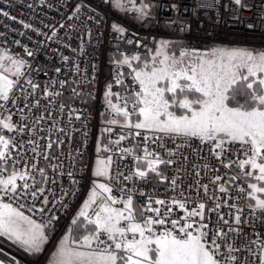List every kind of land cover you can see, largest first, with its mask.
Instances as JSON below:
<instances>
[{"label":"snow or ice","instance_id":"obj_1","mask_svg":"<svg viewBox=\"0 0 264 264\" xmlns=\"http://www.w3.org/2000/svg\"><path fill=\"white\" fill-rule=\"evenodd\" d=\"M234 2L239 5L241 0ZM146 8L147 5H144L138 9L140 18L147 15ZM3 15L7 16L8 13L4 12ZM112 27L119 33L125 31L115 23ZM168 44V41H161L156 55L150 63H144L143 67L132 68L131 61H139V55L130 58L125 56L117 62V67L128 65L132 68L133 81L138 84V90L134 89L127 95H122L112 92V84L107 85L105 101L108 114L114 118L107 121L109 126L103 131L112 133L115 126L120 128L121 134L115 140L110 139L108 144L98 141L93 170V176L97 179L93 180L87 198L72 220V225L77 229L83 224L85 228L90 226L91 231L77 240L70 235L74 231L70 228L69 235L59 241L48 264H221L216 259L220 248L217 238L225 239L229 233L238 235L239 230L232 228L229 220L225 219L220 211L221 198L215 194L211 197L214 203L208 209V214L203 202L198 207H190L194 200L200 198L201 189L205 197L209 192V184H200V172L195 165V175L190 176L196 187L195 197L182 195L181 199L173 197L168 201L148 195L145 204L134 202L137 182L146 184L151 181L159 184L170 180L169 187L173 191L180 186L177 184L178 180L181 185L184 182L179 175L169 178L161 171V166L176 163L171 158L176 154L174 151L167 150L169 158L165 159L157 150L165 148L163 142L157 143L162 137L145 134L142 144L137 143L128 148L119 147L129 137L141 136L140 130L145 133H160L166 137H180L185 143L198 140L201 145H211L208 149L210 156L225 168L235 167L240 171L236 175L228 176L224 183H221L223 177L220 175L208 177L209 182L216 184L218 191L227 195V184L236 180H254L255 182L247 183V192L245 187L238 186L237 190L239 193L246 192L247 197L254 200V209L264 210V198L257 195L264 193V51L221 48L214 49L207 55L198 50H181L179 55H169L164 51ZM28 55L31 56L32 53L28 52ZM5 59L10 62L8 66L3 63ZM24 64L23 60L0 56V101L18 106V81L10 79L9 74L21 76ZM241 69H246L247 74ZM55 71L59 73L60 69ZM122 75L120 72L115 73L116 85L124 86ZM65 83L66 81L51 80L45 87L44 98L48 99L49 105L61 94L49 89L56 84L63 88ZM28 84L32 91L22 97L25 107H28L29 96L38 87L31 81ZM73 91L77 96L80 95ZM39 104L37 99L32 107H39ZM177 110L181 114L178 115ZM4 111H7L5 105L0 104V237H6L26 253H40L49 239L46 229L55 217L38 222L20 210L23 205L14 207L12 203L4 202L3 198L11 200L20 197L22 191L27 190L23 192L24 196L30 195L34 201L38 200L46 191H51V188L38 185H54L56 179L49 178L45 169L38 167L36 163L27 166V170H18L15 167L19 162L12 159V149L22 146L24 141L4 135V130L23 133L32 126L24 123V108L18 107L21 113L19 126L13 121V115L5 116ZM58 111L63 113V104ZM70 111L76 119H80L75 109ZM133 117L136 119L133 120ZM43 119L44 116L34 119L32 124L39 125ZM125 129L128 130L127 134H123ZM133 129L136 131H132ZM27 143L34 145L31 148L33 153L49 162L48 167L54 170L61 168L59 164L50 163V160L58 157L51 156L48 151L54 144L62 143L61 141L50 140L44 145L31 140ZM236 144L239 149L233 156L242 154L243 158L228 159L229 146ZM152 145L156 147L153 148ZM38 149L41 150L37 151ZM104 152L109 154L106 157L100 155ZM126 156L132 157L135 162L134 169L121 163ZM114 164L116 168L112 171ZM202 167L207 174L210 170L208 163H204ZM176 171L179 172L180 169ZM36 173L39 174V179ZM58 174L61 173L58 171ZM67 175L72 177L71 172ZM18 180L24 183L18 185ZM129 182L131 187L128 186ZM72 183L78 182L72 180ZM114 190L119 193L118 196L113 195ZM64 194L67 195V192ZM138 194L145 196L142 191ZM240 198L237 196V199ZM42 203H49L47 196H43ZM118 204L122 207H115ZM173 206L183 210L184 214L179 219H167L173 215ZM223 206L236 208L233 221L239 225L242 210L236 204H228L227 200L223 201ZM248 207L253 205L249 204ZM38 211L42 214L45 208L41 207ZM210 213L216 214L215 224L211 228ZM154 225H160V230L157 231ZM165 225L168 226L164 227ZM224 226H228V232L222 230ZM257 241L261 251L260 264H264V240L260 239L259 234L252 243ZM70 243L78 247H70ZM229 250H232L231 245ZM252 254L255 255V252L252 251ZM230 259L234 260L235 257L230 256ZM0 264H5L4 260H0Z\"/></svg>","mask_w":264,"mask_h":264},{"label":"built area","instance_id":"obj_2","mask_svg":"<svg viewBox=\"0 0 264 264\" xmlns=\"http://www.w3.org/2000/svg\"><path fill=\"white\" fill-rule=\"evenodd\" d=\"M144 5H147V15L140 18L138 9ZM4 12L8 15H3ZM114 23L125 31H115L112 27ZM161 39L179 43L177 53L181 50L203 52L218 43L264 49V0H241L239 5L234 0H134V3L133 0H119L118 4L117 0H0V53L25 62L21 69L22 75L16 78L18 106L3 101L0 104H4L7 109L3 115L12 114L13 121L18 126L21 116L18 107L24 108V123L32 126L23 133L4 130L3 134L24 141L22 146L12 149V159L19 162L15 166L18 170H27V166L36 163L38 167L45 169L49 178L56 179L54 185H38L51 188V191H46L38 200L34 201L30 195L24 196L23 192L27 190H23L20 197L11 200L4 197V202L12 203L14 207L23 205L20 210L38 222L55 217L46 229L55 237L74 227L72 220L76 217L92 180L98 141L103 135V144H108L110 139L115 140L121 134L120 128L115 126L112 133L103 131L109 126L107 121L114 118L108 114L105 101L107 85L112 84V92L122 95L138 90V84L133 81V65L132 68L128 65L117 67V62L125 56H142L154 51ZM28 52L32 55L29 56ZM57 68L60 69L59 73L55 71ZM116 72L123 74L124 86L114 83ZM51 80L66 83L63 88L56 84L49 89L61 93L49 105L48 99L44 98V90ZM28 81L38 87L29 96L28 107H25L22 97L32 91ZM73 90L80 95L74 94ZM37 99L40 101L39 107H32ZM115 102L113 97V103ZM61 104L64 105L63 113L58 111ZM71 109L76 110L80 119L75 118ZM41 116L44 119L39 125L32 124L34 119ZM127 131L125 129L123 134H127ZM140 131L141 136L129 137L119 147L142 144L145 134L162 137L157 143L163 142L165 148L157 150L165 159L169 158L167 150L174 151L176 154L171 158L176 163L161 166V171L169 178L179 175L184 182L181 185L178 180L177 184L180 186L175 191L169 187L170 180L159 184L151 181L146 184L137 182L134 202L143 205L148 195L168 201L173 197L181 199L182 195L195 197L196 187L190 179V176L195 175V165L200 172V184H209V192L205 197L201 189L200 198L194 200L190 207H198L203 202L208 214V209L214 203L211 197L215 194L221 198L220 211L225 219L229 220L232 228L239 230L238 235L229 233L225 239L217 238L220 248L216 259L221 264H260L259 241H252L257 240V234L264 240V210L254 209V202L246 195L247 183H251L252 179L236 180L226 185L229 188L227 195L220 193L218 186L210 183L208 177L220 175L223 177L221 183H224L228 176L236 175L240 170L235 167L225 168L210 156L208 149L211 145H201L198 140L185 143L180 137ZM29 140L37 141L40 145L50 140L61 141L62 143L54 144L48 150L51 156L58 157L50 160V163L59 164L61 168L54 170L48 167L49 162L31 151L34 145H29ZM152 147L155 148L156 145ZM229 148L228 159L243 158L242 154L233 156L239 149L238 144L230 145ZM113 158L116 159L115 156ZM121 163L134 169L135 162L131 156H126ZM204 163L209 165L207 174L202 167ZM115 168L114 164L112 171ZM177 169L180 171L177 172ZM68 172L72 173L71 178L67 175ZM125 172L127 174V170ZM36 175L39 179V174ZM72 180L78 183L73 184ZM28 182L31 184V179ZM17 183L19 185L24 182L18 180ZM128 186L131 187V182ZM238 186L245 187L246 192L239 193ZM141 191L145 196L138 194ZM113 195L118 196L119 193L114 190ZM43 196L49 199L47 205L42 203ZM237 196L241 198L237 199ZM224 200L228 204H236L242 210L239 225L233 221L236 208L224 207ZM249 204L253 207H248ZM41 207L45 208L42 214L38 211ZM183 214V210L173 206V215L167 219H179ZM209 215L211 228L215 224L216 214ZM154 228L159 231L161 226L154 225ZM222 230L228 232V226H224ZM229 245L232 246L231 251ZM230 256L235 259H230ZM36 264H42V260Z\"/></svg>","mask_w":264,"mask_h":264},{"label":"rangeland","instance_id":"obj_3","mask_svg":"<svg viewBox=\"0 0 264 264\" xmlns=\"http://www.w3.org/2000/svg\"><path fill=\"white\" fill-rule=\"evenodd\" d=\"M161 41H168L169 44H168V47L166 49H164V51L166 53H168L169 55L171 54H176V55H179V53L176 52L177 48H173V44H175L176 42L174 41H170V40H159V44H158V47L150 52L149 54H146L145 56H140L141 59L139 61H131L132 65L135 64V68H140V67H143V64L144 63H150L151 62V59L156 55V50L158 48H160V42ZM236 49V48H239V49H248V50H252L254 52H262L264 51V49H252V48H249V47H241V46H234V45H227V44H215V45H212L211 47H209L207 50L203 51V52H200L204 55H207L208 53H210L212 50L214 49ZM0 56H4V57H7V55L5 54H2L0 53ZM130 58V57H129ZM160 57H157V59H159ZM3 63L5 64V66H8L9 65V61L7 59H5L3 61ZM241 71L246 75L247 72H246V69H241ZM9 78L10 79H13V80H16V76L12 75V74H9ZM177 114H181L180 111L177 110ZM136 119V118H135ZM133 119V120H135ZM100 155L102 156H107V154L104 152V153H100ZM97 158V157H96ZM96 158H95V161H96ZM95 161H94V167H93V170L95 168ZM97 179L96 177L93 176V172H92V180H91V183L89 185V188L87 190V193L85 195V197L83 198L79 208H78V211L79 209L81 208L82 204H83V201L87 198V194L91 188V185H92V182L93 180ZM252 182H255L254 180H251ZM251 182V183H252ZM258 196H260L262 198V194L261 193H257ZM252 202H254V200L251 198ZM95 207V206H93ZM115 207H122L120 206L119 204L118 205H115ZM77 211V213H78ZM89 211L91 212V209H89ZM77 215V214H76ZM83 220V219H82ZM71 229H74L75 231V225L73 228ZM83 230L85 231L82 235H80V237H77L76 238V233L74 234V231L71 232V236L77 240H79L83 235H86L88 234L89 231H91V227L89 226L88 228H85V226L83 225ZM46 234L48 235L49 239L48 241L43 245V250L40 252V253H26L22 248H20L19 245L11 242V241H8L6 237H0V250L7 253L8 255H10L11 259L12 260H8V259H4L3 260L5 262H7L8 264H17V262H19V264H36V263H39L40 260H42V264H48L49 260L52 259V254L57 250V247L59 245V241L65 236V235H69V229L66 230L65 232H63L60 236L58 237H55L54 235H50L51 233H48L46 231ZM95 246V245H94ZM70 247H78V245H75V244H71L70 243ZM38 256V258H37Z\"/></svg>","mask_w":264,"mask_h":264},{"label":"trees","instance_id":"obj_4","mask_svg":"<svg viewBox=\"0 0 264 264\" xmlns=\"http://www.w3.org/2000/svg\"><path fill=\"white\" fill-rule=\"evenodd\" d=\"M173 48H177V46L179 45L178 43H175L173 44ZM146 55V54H145ZM145 55H142V56H145ZM133 68H135V64H133ZM136 117H133V119H135ZM100 142L103 144L104 142V136L102 135L101 136V140ZM262 194V198H264V193H261ZM83 218H81V221H82ZM85 231L83 230V224H81V226L77 229L76 226H75V231H74V234L76 233V238L77 237H80V235H82ZM0 257L4 258V259H8V260H12L10 255H8L7 253L3 252L0 250ZM38 258V256H37Z\"/></svg>","mask_w":264,"mask_h":264},{"label":"crops","instance_id":"obj_5","mask_svg":"<svg viewBox=\"0 0 264 264\" xmlns=\"http://www.w3.org/2000/svg\"><path fill=\"white\" fill-rule=\"evenodd\" d=\"M48 233H51L50 235H54L52 232H49L48 230H46ZM55 236V235H54ZM0 260H3L2 257H0ZM5 262V261H4ZM5 264H8L7 262H5Z\"/></svg>","mask_w":264,"mask_h":264}]
</instances>
